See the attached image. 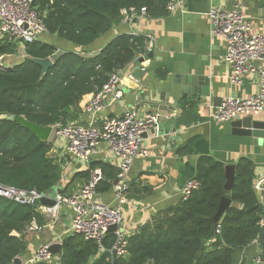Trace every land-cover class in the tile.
Segmentation results:
<instances>
[{
    "label": "trees",
    "instance_id": "1",
    "mask_svg": "<svg viewBox=\"0 0 264 264\" xmlns=\"http://www.w3.org/2000/svg\"><path fill=\"white\" fill-rule=\"evenodd\" d=\"M168 0H33L43 17L48 34L77 48L63 50L44 74L34 59L51 57L57 46L39 40L23 43L24 57L10 70L0 68V184L22 190L47 193L61 179L60 166L49 156L51 142L39 139L28 128L7 115L22 116L40 126L64 124L66 110L75 107L87 94L97 92L108 75L123 69L139 54H145L147 36L122 34L97 53L89 46L112 24L122 19V11L138 14L142 7L150 17L167 13ZM18 42L0 37V56L17 52ZM183 150L185 146H182ZM99 168L102 179L98 194L113 187L118 166L92 159L87 170ZM256 164L240 157L235 164L234 182L224 190V163L200 156L193 179L197 188L180 199L169 212L158 213L138 229L124 236L125 254L116 264H231L235 251L258 241L262 203L254 189ZM68 185L61 193H67ZM127 191V190H126ZM126 195V194H125ZM231 204L217 221L214 216L222 197ZM44 220L36 206L0 196V264H12L27 247V226ZM217 225L220 232L215 233ZM208 242V244H207ZM117 243L113 231H106L101 243L69 233L61 239L55 264H112ZM39 264V263H29Z\"/></svg>",
    "mask_w": 264,
    "mask_h": 264
},
{
    "label": "crops",
    "instance_id": "2",
    "mask_svg": "<svg viewBox=\"0 0 264 264\" xmlns=\"http://www.w3.org/2000/svg\"><path fill=\"white\" fill-rule=\"evenodd\" d=\"M212 6L225 9L237 8L251 23L253 30L264 34V0H183L182 5L160 17L134 15L122 11V19L111 25L95 41L86 47L88 53H97L105 44L122 34H142L154 39L153 55L139 65L143 70L140 78L133 76L131 63L120 71L121 97L114 102L107 99L94 116L84 110L92 94L84 95L75 107L66 112L68 119L79 124L93 120L119 116L128 109L139 114L155 111L167 127H156L143 134L142 145L148 150L146 157L133 160L122 204L121 228L123 235L135 232L152 216L169 212L182 197L186 182L193 178L200 156H211L225 164H236L246 157L256 164L255 178L264 171V145L254 142L251 136L227 132L229 122L211 120L210 110L225 96L247 97L256 92V74L241 77L240 83L230 81L231 68L225 60L226 44L223 37L214 35L209 28L207 11ZM49 43L58 49L77 48L72 43L50 35ZM20 44V43H18ZM146 46V41H145ZM23 50V45H21ZM12 55V54H11ZM145 54H139L142 57ZM9 61L7 64H12ZM5 64V63H4ZM257 71H264V62H257ZM181 71L205 78L196 88H207V94L195 92L181 96L180 85L172 90L173 79ZM264 120V112L256 115ZM168 123V124H166ZM174 129V130H173ZM49 156L61 169V179L56 186L67 192L79 188L88 178L80 177L88 163L66 153V141L53 137ZM185 146V149L181 148ZM93 159L118 166L119 159L101 143ZM114 187L97 195L99 201L112 203ZM263 205L264 190L258 194ZM43 214L40 229L25 231L26 250L18 256L21 264L32 263L36 249L43 243L61 242L70 233V210L60 207L57 218L50 221L43 205L37 207ZM208 244V242H207ZM259 260V261H258ZM231 264H264L258 241L234 252Z\"/></svg>",
    "mask_w": 264,
    "mask_h": 264
},
{
    "label": "built area",
    "instance_id": "3",
    "mask_svg": "<svg viewBox=\"0 0 264 264\" xmlns=\"http://www.w3.org/2000/svg\"><path fill=\"white\" fill-rule=\"evenodd\" d=\"M183 0H168L167 10L172 11L182 5ZM126 12V11H125ZM128 13V12H127ZM129 16L146 15L142 7L138 14L133 11ZM211 33L223 37L226 50L225 60L230 65V81L240 83L241 77L249 73L256 74V92L247 97L225 96L210 110L211 120L229 122L244 116H256L264 112V71H257V62H264V34L253 30L252 23L237 9H225L212 6L207 11ZM48 34L43 17L33 6V0H0V37L18 43L42 40ZM154 39L147 36L145 54L152 51ZM120 71L108 75L102 87L92 94L84 105V110L94 116L103 107L104 101H117L122 91L119 88ZM161 114L155 111L139 114L135 109H128L119 116L102 119L99 124L93 120L83 125L74 121L53 126V137L66 141V153L89 164L98 146L104 143L119 159V171L115 179L114 200L105 203L97 199L96 185L102 179L99 168L89 169L86 181L76 190L67 193H56L54 205L47 206L40 202L46 193L35 190H22L0 184V196L18 203L38 207L43 205L44 213L50 221L57 218L61 206L70 210V233L81 234L85 239L101 243L109 225L115 224L113 231L117 243L113 250L116 256L125 254V240L121 228V206L126 202L128 174L133 160L146 157L148 150L142 145V137L161 121ZM254 189L259 194L264 190V171L254 183ZM197 188V181L189 179L181 191L182 198ZM40 226L33 220L26 231L39 230ZM220 232L217 225L215 233ZM57 242V241H53ZM41 244L35 251L32 263L55 264L54 254L49 250L50 243ZM112 250V251H113ZM259 261V260H258Z\"/></svg>",
    "mask_w": 264,
    "mask_h": 264
},
{
    "label": "water",
    "instance_id": "4",
    "mask_svg": "<svg viewBox=\"0 0 264 264\" xmlns=\"http://www.w3.org/2000/svg\"><path fill=\"white\" fill-rule=\"evenodd\" d=\"M63 53L62 49H57V51L51 56L46 57L44 59H34V62L41 66V74H44L48 67L53 63V59L57 58L59 55ZM153 55L152 51L147 52L142 57H137L132 61V64L134 66V73L133 76L135 78H140L141 74L143 73V70L139 67L141 63H143L145 60L151 58ZM17 62H14L12 64H1L0 68H3L5 70H10L13 66L16 65ZM205 78L202 76H198L196 74H191L186 71H181L179 75H176L173 79V86L172 90L176 89L177 85H180L181 90V96H186L188 94H193L195 92H199L200 94H207V88H196L197 85H201L202 81H204ZM256 116H244L239 119L232 120L227 125V132H231L236 135H242V136H251L253 138L254 142H258L259 144L264 145V120L256 119ZM7 119L15 120L22 126L28 128L31 132H33L39 139L43 141H48L52 131L53 126H40L36 125L28 120H26L22 116H12L7 115ZM168 124V123H166ZM167 127L164 123L158 124V129L160 130L161 127ZM174 130V129H173ZM234 173H235V165L234 164H225L224 165V175H225V184H224V190L225 192H228L234 182ZM117 183V179L113 180V184L115 185ZM63 188H60L58 186H53L47 193L45 197H42L40 199V202L47 206L54 205V197L55 194L61 193V190ZM231 204V200L224 196L220 199L218 210L214 216V220L217 221L222 216L224 210ZM117 228V225L112 224L107 227V231H115ZM258 243L261 248L263 257H264V202L262 206V217H261V229L258 236ZM49 250L54 254L55 257L60 256V250H61V242H53L49 245ZM113 255V262L112 264H116V250L114 249L112 251ZM12 264H21V260L19 257H15L12 261Z\"/></svg>",
    "mask_w": 264,
    "mask_h": 264
},
{
    "label": "rangeland",
    "instance_id": "5",
    "mask_svg": "<svg viewBox=\"0 0 264 264\" xmlns=\"http://www.w3.org/2000/svg\"><path fill=\"white\" fill-rule=\"evenodd\" d=\"M50 37V34H47L45 36H42L41 39L43 41H50L51 39L49 38ZM18 45V50L17 52H15L14 54H7V55H2L0 56V63L1 64H4L5 65L10 61H14V62H18V61H21L24 57V53H23V50L21 48V45H23L22 43L20 44H17Z\"/></svg>",
    "mask_w": 264,
    "mask_h": 264
}]
</instances>
